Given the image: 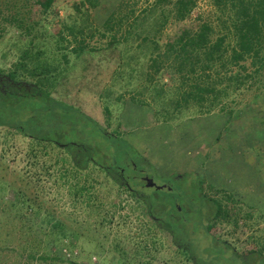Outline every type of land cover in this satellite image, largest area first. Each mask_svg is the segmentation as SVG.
I'll list each match as a JSON object with an SVG mask.
<instances>
[{"label": "rangeland", "instance_id": "rangeland-1", "mask_svg": "<svg viewBox=\"0 0 264 264\" xmlns=\"http://www.w3.org/2000/svg\"><path fill=\"white\" fill-rule=\"evenodd\" d=\"M119 1L100 0L93 13L95 23L102 24ZM73 2L55 0L54 13L49 14L44 26L33 31L39 39L38 44L48 46L52 54L55 39L63 29L60 20L71 12ZM32 4L28 17L35 21L40 16L32 11ZM34 4L39 10L37 3ZM210 10L209 0H200L192 17L207 15ZM18 36L19 32L11 28L2 35L1 76H8L14 70L24 49ZM98 46L102 49L85 52L79 57L69 54V62L62 65L64 70L55 80V86L42 87L52 99L83 113L99 125V132L92 127L82 129V124L77 125L78 131L62 125L65 128L59 132L62 144L81 138L83 143L98 150L95 160L110 165L114 164L111 155L129 151L115 138L127 141L139 154L144 172L154 177L157 184L170 185L171 192L152 191L162 206L156 205L153 211L165 221L169 217L166 212L171 209L169 204L176 202L180 210L179 215H172L176 219L172 231L181 239H177L179 246L190 247L191 255L201 264L203 261L241 264L221 243L232 245L242 256L264 243V93L254 105L234 116L230 131L223 136H219L218 128L227 129L223 125L224 116L203 117L185 122L183 126L173 120L164 123L166 114L163 110L157 111L159 103L153 106L145 101L144 105H139L138 97L132 101V92L141 90V82L130 81L125 74L123 79L118 75L122 74L118 67L120 47L103 49L101 44ZM60 52L58 57L66 51ZM19 81L34 84L31 79ZM32 102H20L15 107L0 103V119L9 124L25 122L27 115L32 114L29 109L36 107ZM23 126L29 130L27 122ZM102 132L114 139L104 137ZM36 145L15 128L0 127V178L14 190L34 198L42 210L52 212L70 232L63 243L67 245L62 250L63 259L76 264H126L127 260L130 264H192L179 253L174 243H177L175 235L163 230L160 221L151 223L146 213L147 205L134 197L124 184L113 181L92 164L72 176L73 162L64 147L40 144V152L34 156L32 148H37ZM42 147L47 149L48 155L43 154ZM125 155L129 156L130 152ZM129 158L126 157L123 164ZM130 183L139 195L148 197V189L141 181ZM86 187L89 191L84 196L73 197L74 190ZM215 190L234 196L223 202L237 209L236 204L241 210L238 226L209 221L213 205H205V202L215 197ZM1 195L4 200H11L14 191L5 188ZM231 216H235L233 210Z\"/></svg>", "mask_w": 264, "mask_h": 264}, {"label": "trees", "instance_id": "trees-1", "mask_svg": "<svg viewBox=\"0 0 264 264\" xmlns=\"http://www.w3.org/2000/svg\"><path fill=\"white\" fill-rule=\"evenodd\" d=\"M54 1L0 0V40L11 28L19 32L17 38L24 43V49L8 77L18 84L23 82L19 81L21 79L34 80L32 94L22 89L21 94L7 98L0 94V100L11 107L26 101L36 103L35 108L29 109L32 114L27 115L25 122L9 124L0 119V127H13L37 144V148H32L34 156L40 152V144L64 147L73 162L72 176L92 164L121 184L118 175L120 167L124 166L122 161L130 157L136 163L140 156L127 141L117 138L130 155L126 156L124 151L115 153L111 155L114 164L110 165L95 160L98 150L83 143L81 138L62 144V134L59 133L65 129L62 125L78 131L77 125L82 124V129L90 130L92 127L99 132V125L90 117L67 108L43 91L42 87L55 86V80L63 73L62 65L69 62V54L79 57L85 52L93 53L102 49L99 44L103 49L120 47L118 67L122 74H117L121 79L125 74L130 81L141 82V90L132 92V101L138 97L139 105H144L145 101H150L149 105L159 103L157 111L163 110L166 114L164 123L173 120L180 122V126L203 117L224 116L226 121L223 125L227 129L221 131L220 126L219 136L230 131L237 113L254 105L264 93V0H209L211 10L208 14H197L194 19L192 16L200 0H120L102 24L93 20L100 0H73L71 12L60 20L62 35L56 37L52 54L48 46L38 44L39 39L33 31L44 26L49 14L54 13ZM31 2L32 11L40 16L35 21L28 17ZM35 2L39 10L35 8ZM168 29L172 31L168 32ZM60 51L66 52L58 57ZM52 119L55 122L52 123ZM26 122L29 130L23 126ZM101 134L114 139L110 134ZM66 136L67 133L63 137ZM40 149L48 155L46 148ZM100 156L105 158V155ZM5 188L13 189V199H3L1 191ZM88 191V187L79 188L72 195L78 198ZM146 191L148 197L139 195L138 199L150 205L146 206L147 215L156 216L153 208L161 205L152 193L154 190ZM214 195L216 198L205 202V205H213L209 221L213 219L238 226L241 210L236 204L237 209L223 202L234 196L220 190H215ZM0 200V264H76L62 257L63 247H67L63 243L70 232L52 212L42 210L34 198L14 190L1 178ZM170 204V212H166L169 217L162 228L173 237L175 235L177 241L180 237L172 231V227H176L173 225L176 219L172 215L179 213L176 202L171 201ZM231 210L235 216H231ZM150 222L154 221L150 219ZM174 243L186 261L201 264L191 255L190 247L179 246V241ZM221 244L226 250H231L234 259L241 264H264V243L245 256L239 255L232 245ZM126 264L130 261L127 260ZM202 264L209 263L203 261Z\"/></svg>", "mask_w": 264, "mask_h": 264}, {"label": "flooded vegetation", "instance_id": "flooded-vegetation-1", "mask_svg": "<svg viewBox=\"0 0 264 264\" xmlns=\"http://www.w3.org/2000/svg\"><path fill=\"white\" fill-rule=\"evenodd\" d=\"M35 88V87H34ZM24 89L26 90L27 92L26 93H30L32 94V92L34 91L33 90V86L31 85H28V84H25V83H21V84H18V83H15L14 81H12L8 76H1L0 75V94L3 95L4 97H9L11 96L12 94H21V90ZM6 104V103H5ZM137 162L135 163L133 160L129 159L125 162L124 166H121L120 167V175H118V178L120 179V182L122 184H124V186L127 188V190L129 192H131L132 194H136V197L139 198V193L138 191H136L135 189L131 188L130 186V182L132 181H141L143 186L148 189V190H156L154 188H147L146 187V182H145V178L148 177V178H152L153 181L155 182L154 180V177H150L148 176L145 172H144V169L143 167H141V164H140V160L141 159H136ZM93 161V160H92ZM130 170V171H128ZM137 173L136 176L132 175L131 173ZM156 183V182H155ZM157 184V183H156ZM159 186H164V188L162 190H165V191H168V192H171L172 190L170 188H168L170 185L168 183H163V184H157ZM141 202H143V200H141ZM146 204V203H144ZM147 205V204H146ZM147 206H150V205H147ZM176 207L178 209V212L180 210V208L177 206L176 204ZM167 215V214H166ZM149 217L154 221V223H157L158 221H160V226H163L164 225V221H162L161 218L157 217V216H150Z\"/></svg>", "mask_w": 264, "mask_h": 264}, {"label": "water", "instance_id": "water-1", "mask_svg": "<svg viewBox=\"0 0 264 264\" xmlns=\"http://www.w3.org/2000/svg\"><path fill=\"white\" fill-rule=\"evenodd\" d=\"M145 182H146V187L147 188H154L156 190H162L164 188V186H159L157 185L152 178H148L146 177L145 179Z\"/></svg>", "mask_w": 264, "mask_h": 264}]
</instances>
